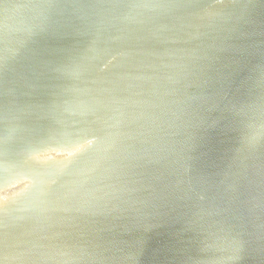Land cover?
<instances>
[{"label": "water", "instance_id": "95a60500", "mask_svg": "<svg viewBox=\"0 0 264 264\" xmlns=\"http://www.w3.org/2000/svg\"><path fill=\"white\" fill-rule=\"evenodd\" d=\"M0 264H264V0H0Z\"/></svg>", "mask_w": 264, "mask_h": 264}]
</instances>
